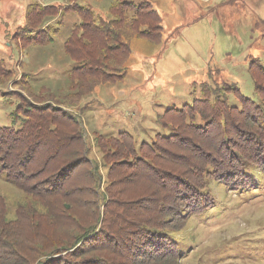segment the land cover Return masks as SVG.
<instances>
[{
  "label": "trees",
  "instance_id": "16d2710c",
  "mask_svg": "<svg viewBox=\"0 0 264 264\" xmlns=\"http://www.w3.org/2000/svg\"><path fill=\"white\" fill-rule=\"evenodd\" d=\"M110 1V19L76 0L65 7H26L15 36L20 50L52 43L60 29L51 22L67 13L78 22L64 43L73 60L67 91L40 87L36 99L11 113L22 115L20 127L0 128V174L38 199L26 207L19 203L17 217L8 220L9 206L0 196V264H180L185 252L174 234L213 208L211 183L249 205H264V61L254 57L247 66L250 97L235 83L208 76L213 83L194 88L198 99L157 117L170 135L139 144L125 132L95 135L92 145L107 169L106 186L99 189L102 179L82 120L67 108L79 105L81 111V100L99 85L122 81L134 41L157 42L162 34L150 0ZM10 76L0 62V81ZM44 223L56 233L41 242ZM23 225L29 237L20 236ZM244 253L245 263L264 261V250Z\"/></svg>",
  "mask_w": 264,
  "mask_h": 264
},
{
  "label": "rangeland",
  "instance_id": "374dc122",
  "mask_svg": "<svg viewBox=\"0 0 264 264\" xmlns=\"http://www.w3.org/2000/svg\"><path fill=\"white\" fill-rule=\"evenodd\" d=\"M150 1L161 19L160 40L134 41L124 79L99 85L92 96L81 100V111L79 105L67 108L82 120L91 157L99 167L101 191L106 186L107 169L102 154L92 145L95 135L111 137L125 132L138 144L151 142L157 134L168 136L170 131L157 124V117L169 108L190 105L198 99V85L213 83L208 76H214L219 84L235 83L250 97L253 88L248 60L254 57L264 61V0ZM33 3L71 5L70 0H0V62L11 74L7 82L0 81V128L20 127L22 115L11 113L17 105L25 107L24 102L36 99L40 87L65 92L69 86L67 73L73 60L66 54L64 43L78 17L70 12L51 22L60 29L52 43L32 44L20 50L15 36L23 26L26 7ZM76 3L110 19V0ZM207 190L214 199L213 208L189 218L185 227L174 234L185 252L180 264H248L242 260L244 249L251 254L264 250V205L247 204L246 198L227 192L221 183H211ZM0 196L9 206L8 220L17 217L15 208L19 203L26 207V201L38 202L1 174ZM37 210L44 211L42 206ZM25 225L19 230L23 238L30 236ZM40 232L41 242L56 233L45 223Z\"/></svg>",
  "mask_w": 264,
  "mask_h": 264
}]
</instances>
